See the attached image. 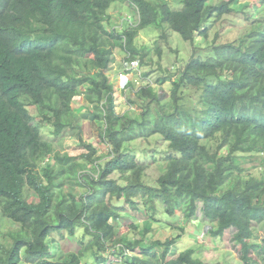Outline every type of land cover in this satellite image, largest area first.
<instances>
[{"label": "trees", "instance_id": "trees-1", "mask_svg": "<svg viewBox=\"0 0 264 264\" xmlns=\"http://www.w3.org/2000/svg\"><path fill=\"white\" fill-rule=\"evenodd\" d=\"M122 1L133 8L131 21L121 22V12L119 21L113 17ZM239 1L182 0L175 10L169 0H0V212L13 225L0 228V264H82L89 251L96 264H111V251L120 264H211L191 248L173 252L176 238L121 234L126 205L146 214L163 206L194 219L200 201L213 236L235 228L242 262L264 264L256 227L264 224V15L235 22L241 31L225 39L226 31L237 32L227 29L229 17L245 12ZM255 5L261 9L264 0ZM147 27H158L166 43L176 32L206 44L194 48L169 94L141 70L162 56L160 42L138 44ZM116 50L138 62L125 87L135 98L124 112L106 72ZM79 96L88 117L102 124L105 156L82 139L74 154L42 136L40 124L55 137L82 132L85 118L73 106ZM154 135L168 150L151 184V163L140 161L131 143ZM250 158L259 161L255 170L245 166ZM56 235L78 237L70 260L54 258Z\"/></svg>", "mask_w": 264, "mask_h": 264}, {"label": "rangeland", "instance_id": "rangeland-1", "mask_svg": "<svg viewBox=\"0 0 264 264\" xmlns=\"http://www.w3.org/2000/svg\"><path fill=\"white\" fill-rule=\"evenodd\" d=\"M170 5L175 10H180L183 8L182 0H169ZM219 1V0H215ZM257 0H240V8L245 12L234 13L229 17V21L226 23V27L233 28L237 32L226 31L224 34L225 39H231L236 37L238 32L241 31L239 26L235 22H245L247 17H252L254 21L257 18H261L264 15V6L258 8L256 4ZM251 5V6H249ZM114 7V6H113ZM112 7V8H113ZM126 16L127 13L130 15L133 13L132 6L127 2H119L116 8L112 10L114 19L120 20L119 14ZM259 18V19H260ZM121 22L123 20H120ZM160 29L157 27H147L141 31L138 37V44L154 46L158 41L160 42V47L162 48V56L159 59L157 55H153L152 61H147L148 65L141 66L143 72L150 73L148 78H150L151 85L155 88L164 89L165 93H170L174 84V80L177 79L180 71L185 67V65L190 61L195 47L205 46V42L201 41L200 37L193 44L190 41L184 40L178 33L172 32L171 39L168 43L159 40ZM233 34V35H231ZM209 49L199 50L198 53H206ZM125 53L121 50H116L114 55V64L106 72L111 75L112 82L117 88V98L118 107L121 111L128 109V103L130 98H135L133 90L130 88L125 90L124 83L122 79L117 78L125 70L124 67ZM159 62L162 65H159ZM117 75V76H115ZM132 79H134L132 77ZM160 79H164L161 84ZM148 79H145V81ZM148 82V81H147ZM144 83V79H143ZM88 102L83 96H79L73 103L75 110L81 114L85 119L83 120V129L79 133L76 129L67 130L65 137H55L52 134V127L50 125L40 124L42 136L50 141L54 140V144L59 151H69L71 153H79L82 149L79 148L80 140L84 142H90L98 149V155H106L109 153V147L100 138V128L102 124L92 120V117H88L86 107ZM131 152H133L137 158L142 162L149 161L151 163L150 168L147 171V178L151 184H155V180L163 172L162 158L165 156L168 150V143L160 136L154 135L148 140H136L132 143ZM153 158H158V162L152 161ZM104 161V160H102ZM101 161V162H102ZM259 165L257 159H248L245 163L246 167H250L253 170ZM147 180V179H146ZM33 193V192H32ZM31 201L37 200L35 195L30 196ZM116 205L122 206L124 200L116 201ZM198 214L194 219H185L181 214L169 215L164 211L163 206H160L159 211L153 214L151 211H134L129 209L126 205L123 211L122 228L121 234L124 236H131L130 238H135L139 236L147 242L148 240H166L167 238H176V250L173 252H182L186 249L195 250L194 256L200 258L211 264H245L241 260L240 248L237 243L233 240V234L236 231L235 228L228 229L224 236L215 237L211 234L210 230L214 227L211 226L212 222H209L207 218L204 217L202 213L203 202H198ZM148 213L150 216H148ZM156 219H154V217ZM138 227V232L137 228ZM13 226L10 224L8 219L1 216L0 212V228L7 229ZM144 227H148L150 231L145 236L143 234ZM258 230V239L264 238V224H259L256 226ZM214 229V228H213ZM84 233L83 227H78L77 235L81 236ZM136 233V235H135ZM205 233V236H203ZM52 239V238H51ZM52 247L54 250V258L57 261H68L71 259V253L79 250L80 246L78 243V237H67L62 238L58 235L54 236L51 240ZM82 264H96V259L91 251L86 252L81 258ZM121 257L114 254L113 251L109 254V263L120 264ZM261 264V263H260Z\"/></svg>", "mask_w": 264, "mask_h": 264}, {"label": "built area", "instance_id": "built-area-1", "mask_svg": "<svg viewBox=\"0 0 264 264\" xmlns=\"http://www.w3.org/2000/svg\"><path fill=\"white\" fill-rule=\"evenodd\" d=\"M125 17L126 18L122 19V20L131 21V16H125ZM122 22H124V21H122ZM124 67H125V70L120 74V78L122 79L124 86L126 87L128 85V83L132 80L134 71L136 69H138V62H130V61L124 60ZM203 236H205V233H203Z\"/></svg>", "mask_w": 264, "mask_h": 264}, {"label": "crops", "instance_id": "crops-1", "mask_svg": "<svg viewBox=\"0 0 264 264\" xmlns=\"http://www.w3.org/2000/svg\"><path fill=\"white\" fill-rule=\"evenodd\" d=\"M115 76H117V75H115ZM117 78H119L121 80V78L119 77V74H118Z\"/></svg>", "mask_w": 264, "mask_h": 264}]
</instances>
